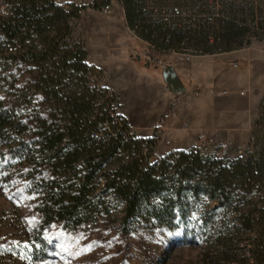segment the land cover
Listing matches in <instances>:
<instances>
[{"label": "rangeland", "instance_id": "rangeland-1", "mask_svg": "<svg viewBox=\"0 0 264 264\" xmlns=\"http://www.w3.org/2000/svg\"><path fill=\"white\" fill-rule=\"evenodd\" d=\"M57 1L81 7L72 19L73 36L83 41L88 60L101 69L102 83L117 92L120 111L133 131L156 135L158 165L153 177L162 188L176 187L181 172L196 169L177 154L161 160L172 150L193 147L214 156L211 171L216 176L222 168L231 171L233 165L243 166L241 152L248 145L264 96L262 28L246 25L229 42L242 44L231 49L205 52L213 42L200 36V42L193 44L202 52L189 61L179 55L154 61L148 58L145 44L126 28L119 0H110L109 12L103 11L102 0ZM238 2H254L255 9L264 5V0H218L220 11L229 16L233 7L240 6ZM5 11L6 2L0 0V13ZM248 18H255L258 25L261 16ZM0 57V69L14 68L13 60ZM168 64H174L185 92L174 93L166 87L161 67ZM28 77L26 73L22 80ZM221 89L227 92L215 93ZM202 145L207 149H201ZM28 171L29 164L19 163L0 146V264L255 263L250 248L257 231L244 216L249 202L239 174L229 178L228 187L235 193L231 212L216 209V199L206 193L188 192L182 198L185 210L177 211L172 222L163 224L143 215L124 220L121 200L112 197L108 212L66 227L41 219Z\"/></svg>", "mask_w": 264, "mask_h": 264}, {"label": "trees", "instance_id": "trees-1", "mask_svg": "<svg viewBox=\"0 0 264 264\" xmlns=\"http://www.w3.org/2000/svg\"><path fill=\"white\" fill-rule=\"evenodd\" d=\"M5 2L0 55L15 66L0 69V146L19 163L29 164L27 177L41 219L77 227L108 212L114 197L123 204L124 220L143 215L165 224L185 210L182 198L188 192L206 193L216 199V209L231 212L235 193L229 178L239 174L249 202L244 216L257 231L250 251L254 264H264V96L241 152L243 166L222 168L216 176L211 171L214 156L193 147L172 150L161 160L177 154L196 169L181 172L176 187L162 188L153 177L156 135L133 131L120 111L117 92L102 83L101 69L88 60L83 41L73 36L72 19L81 7L57 0ZM124 3L132 20L135 3ZM255 8L254 2L233 7L221 36L204 51L242 44L229 42L247 28L248 14L261 16L257 27L264 31V5ZM26 73L28 79L22 80Z\"/></svg>", "mask_w": 264, "mask_h": 264}, {"label": "built area", "instance_id": "built-area-1", "mask_svg": "<svg viewBox=\"0 0 264 264\" xmlns=\"http://www.w3.org/2000/svg\"><path fill=\"white\" fill-rule=\"evenodd\" d=\"M102 2L103 11L109 12L110 0ZM119 4L126 28L145 44L148 58L154 61H160L163 55H179L186 61L198 56L202 50L193 42H200V36L211 43L218 40L230 18L220 11L218 0H145L135 5L136 15L132 20L124 1L119 0ZM248 16L244 23L257 27V20ZM226 92L225 89L215 91L217 94ZM201 149L207 146L202 145Z\"/></svg>", "mask_w": 264, "mask_h": 264}, {"label": "water", "instance_id": "water-1", "mask_svg": "<svg viewBox=\"0 0 264 264\" xmlns=\"http://www.w3.org/2000/svg\"><path fill=\"white\" fill-rule=\"evenodd\" d=\"M148 64L149 61H147L146 65ZM161 68L162 79L166 87L174 93L184 92L185 86L178 73L176 72L174 66L172 64H168L162 66Z\"/></svg>", "mask_w": 264, "mask_h": 264}, {"label": "crops", "instance_id": "crops-1", "mask_svg": "<svg viewBox=\"0 0 264 264\" xmlns=\"http://www.w3.org/2000/svg\"><path fill=\"white\" fill-rule=\"evenodd\" d=\"M194 57H196V56H194ZM173 66H174V64H173ZM185 92V91H184ZM182 148V147H181Z\"/></svg>", "mask_w": 264, "mask_h": 264}]
</instances>
